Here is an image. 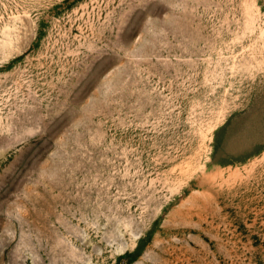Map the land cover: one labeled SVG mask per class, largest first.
Wrapping results in <instances>:
<instances>
[{"label":"rangeland","instance_id":"rangeland-1","mask_svg":"<svg viewBox=\"0 0 264 264\" xmlns=\"http://www.w3.org/2000/svg\"><path fill=\"white\" fill-rule=\"evenodd\" d=\"M0 264H264V0H0Z\"/></svg>","mask_w":264,"mask_h":264}]
</instances>
